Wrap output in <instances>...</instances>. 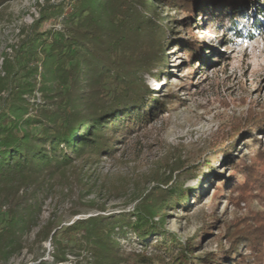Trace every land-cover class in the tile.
<instances>
[{
	"label": "rangeland",
	"instance_id": "1",
	"mask_svg": "<svg viewBox=\"0 0 264 264\" xmlns=\"http://www.w3.org/2000/svg\"><path fill=\"white\" fill-rule=\"evenodd\" d=\"M72 2L0 0V90L8 89L5 78L15 77L23 86L19 103L46 108L62 90L41 47L56 31L69 33L64 19ZM145 2L155 22L151 31L163 34L161 43L153 33L150 43L141 35L131 44L135 50L148 45L144 59L151 72L141 76L153 89L142 99L151 118L124 135L109 133L121 139L107 155L79 160L69 177H83L81 188L66 182L47 195L40 222L54 220L55 240L53 231L33 242L36 228L26 248L0 264H94L81 245L82 231L60 235L67 226L96 215L134 220L141 202L155 205L168 195L155 216L163 234L148 236L146 245L125 227L126 237L118 239L124 264L142 258L167 264V252L156 244L172 237L182 246L189 240L192 254L206 264L218 256L227 264H264V0H196L192 15L172 1ZM247 5L250 19L235 22L243 37L234 42L222 17ZM33 46L39 48L29 57ZM160 46L162 65L156 61ZM82 83L86 91L97 86L93 78Z\"/></svg>",
	"mask_w": 264,
	"mask_h": 264
},
{
	"label": "trees",
	"instance_id": "2",
	"mask_svg": "<svg viewBox=\"0 0 264 264\" xmlns=\"http://www.w3.org/2000/svg\"><path fill=\"white\" fill-rule=\"evenodd\" d=\"M168 1L190 7L191 15L197 6L196 0ZM248 8L249 5L242 8L243 12L225 10L228 14L222 17L234 42L242 39L243 33L233 25L242 17L250 19L246 12ZM148 9L145 0H73L64 19L69 33L56 31L41 47L62 88L49 107L31 108L25 100L19 103L17 99L22 98L17 91L23 86L13 76L1 79L6 80L3 83L8 89L0 90V214L5 209L4 217L0 219V261L25 249L27 236L36 228L33 242L49 239L55 231V222L49 220L41 224L43 201L66 182L67 185L83 186V177H69L79 160H98L107 155L110 149H115L114 142L120 141L119 134L124 135L151 118L148 103L142 99L153 89L141 76L143 70L150 71L144 59L148 45L137 50L131 46L133 38L134 41L138 38L135 36L144 35L150 43L155 33L160 43L163 40L159 28L155 30L154 27L151 31L155 22H150ZM253 32L254 29H250L248 34ZM38 48H28L29 57L35 56L33 53ZM163 56L160 46L156 50V61L160 65ZM18 62L23 63L20 59ZM92 78L97 86L86 91L82 81L90 82ZM4 92L7 95L3 96ZM11 98L15 101H10ZM154 102L155 107L160 103L157 99ZM116 132L119 134H109ZM111 142L114 143L112 146ZM168 199L163 198L155 205L141 202L134 220L124 214L78 219L60 235L82 231L81 245L92 253L94 264H124L127 257L118 248V239L126 237L125 227L147 245L148 236L164 233L162 222H157L155 216ZM117 227L119 230L116 231ZM240 233L246 240L245 245H251L248 236ZM57 234L55 231L54 240ZM171 239L173 241L162 238L156 244L167 252V264L207 263L192 254L194 245H190L189 240L186 241L188 245L178 243V246L175 237ZM176 248L180 250L176 252ZM139 262L149 264L151 260L142 258ZM225 263L227 261L218 256L209 264Z\"/></svg>",
	"mask_w": 264,
	"mask_h": 264
}]
</instances>
